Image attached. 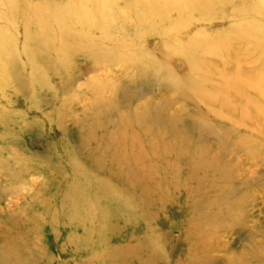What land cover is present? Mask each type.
<instances>
[{
    "label": "rangeland",
    "instance_id": "374dc122",
    "mask_svg": "<svg viewBox=\"0 0 264 264\" xmlns=\"http://www.w3.org/2000/svg\"><path fill=\"white\" fill-rule=\"evenodd\" d=\"M0 264H264V0H0Z\"/></svg>",
    "mask_w": 264,
    "mask_h": 264
}]
</instances>
